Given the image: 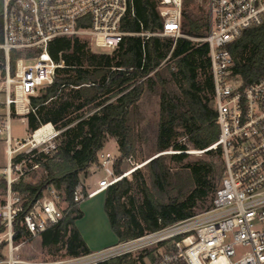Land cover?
I'll return each mask as SVG.
<instances>
[{"label":"trees","instance_id":"16d2710c","mask_svg":"<svg viewBox=\"0 0 264 264\" xmlns=\"http://www.w3.org/2000/svg\"><path fill=\"white\" fill-rule=\"evenodd\" d=\"M198 1L183 0L181 31L187 37L176 41L168 37L127 36L113 53L94 52L86 40L79 38H56L49 44L50 55L55 60L63 59L66 66L54 84L32 97L35 111L26 119L32 133L49 123L63 132L56 151L32 158L45 172L42 179L30 184L22 178L12 186L13 192L25 200L23 212L14 224L15 243L31 238L23 218L31 204L52 186L62 193L67 208L61 222L40 235L42 247L51 255L63 250V257L92 252L76 226L84 213L74 201V193L98 164V155L109 138L117 140L122 154L115 165L116 175L121 174V159L132 156L138 143L151 145L155 153L175 152L148 162L146 173L135 172L142 201L131 197L134 182L126 178L106 191L104 209L119 241L189 220L201 205L213 202L225 169L220 148L205 151L218 141L220 127L209 47L193 40L203 38L209 27ZM3 8L0 0V43ZM133 8L134 16L122 22L124 32L162 31L164 19L159 1L133 0ZM229 48L236 62L235 72L245 85L264 77V22L246 30ZM17 57V53L12 55L13 67ZM147 92L160 98L152 142L145 132L138 131L143 120L139 103ZM189 147L205 151L207 158L188 161ZM26 156L20 155L14 161L20 162ZM169 162L183 164L186 173L172 172ZM0 187L6 190L4 178Z\"/></svg>","mask_w":264,"mask_h":264},{"label":"built area","instance_id":"2783aa9c","mask_svg":"<svg viewBox=\"0 0 264 264\" xmlns=\"http://www.w3.org/2000/svg\"><path fill=\"white\" fill-rule=\"evenodd\" d=\"M157 1L164 19L162 31L136 34L121 27L127 17L134 16L133 0H3L0 134L6 136L8 165L2 173L7 187L0 202V264H264V77L245 85L235 72L229 48L246 30L264 22V0H208V31L203 38L193 39L209 47L220 127L218 141L205 151L220 148L225 169L212 208L87 255L40 261L18 258L14 224L25 200L12 186L40 167L32 158L56 151L63 132L49 123L39 128L44 130L39 139L36 130L13 146L12 118L27 120L35 111L32 97L54 84L66 66L63 59L50 55L49 44L56 38H79L94 52L113 53L127 36L175 41L187 37L181 31L183 0ZM23 154L27 156L22 161H14ZM121 157L99 153L96 166L103 171V179L90 191L80 184L74 193L76 204L95 198L124 178L126 173L115 174ZM126 160L133 163L130 157ZM61 202L65 203L62 193L51 186L31 204L22 221L31 238L61 222L67 208Z\"/></svg>","mask_w":264,"mask_h":264},{"label":"rangeland","instance_id":"374dc122","mask_svg":"<svg viewBox=\"0 0 264 264\" xmlns=\"http://www.w3.org/2000/svg\"><path fill=\"white\" fill-rule=\"evenodd\" d=\"M197 4L206 13L208 17V0H199ZM1 86V83H0ZM2 96H0V115L4 113V106L2 104ZM159 102L160 98L155 93L147 92L139 103V112L142 116V123L138 129L140 132H145L150 141L154 140L155 130L159 121ZM12 136H13V146L17 140H26L31 137L32 132L29 130L27 120H22L19 117L12 118ZM182 142L184 139L181 140ZM151 145H145L143 143L136 144V150L130 156L133 163H128L126 158H122L119 164L121 174H125L124 178L131 182H134V189L130 193L131 197L135 201H142L143 196L139 189H137V184L135 183L134 174L135 172L142 171L146 173L145 165L152 161L153 159L166 154H173L175 152L168 151L164 153H155L150 149ZM106 150L104 153H110L116 158L122 156L119 152L117 140L115 138H109L106 144ZM188 161H195L197 159H206L207 154L205 151L194 150L189 147ZM129 158V157H127ZM216 159V158H215ZM31 162H28L30 165ZM169 167L172 172L186 173L183 164H175L169 162ZM8 165L7 157V143L5 134H0V185L2 183V173ZM129 173V175H127ZM45 174L43 168L40 166L28 173L23 177L24 181L30 184H37ZM104 173L101 169L94 165L90 175L84 177L82 180L84 185L87 186L88 183L95 186L98 181L103 179ZM147 184L151 186L150 179L146 176ZM96 187V186H95ZM94 187V188H95ZM93 188V189H94ZM87 190V189H86ZM106 197V192L104 194L96 196L93 200L88 201L86 205L88 208L84 209L86 216L77 222V228L80 231L84 241L86 242L88 248L91 251H99L116 244L119 238L112 231L108 217L104 211V200ZM3 188L0 187V202L3 200ZM127 205L129 200L126 199ZM212 200H208L204 205H201L197 210V215L202 214L212 208ZM61 206L65 207V203L61 202ZM211 206V207H210ZM210 207V208H209ZM19 246L18 258L27 261H40L49 260L55 258H61L65 254V251H60L56 255L49 254L48 250L42 247L41 236L30 238L29 240L21 241L16 243Z\"/></svg>","mask_w":264,"mask_h":264},{"label":"crops","instance_id":"0c3cea01","mask_svg":"<svg viewBox=\"0 0 264 264\" xmlns=\"http://www.w3.org/2000/svg\"><path fill=\"white\" fill-rule=\"evenodd\" d=\"M103 151H107L106 150V147L102 150V152ZM94 169V166L90 169V171L92 172V170ZM82 182H83V180H82ZM81 184H83L84 185V183H81ZM89 191L90 190H92L95 186H97V184L95 185V186H93V185H91L90 183H88L87 184V186L86 185H84ZM105 193V192H104ZM104 193H102V194H104ZM101 195V194H100ZM94 198H92V199H88V200H85L84 202H82L81 204H80V208H81V210H82V212L84 213V217L86 216V213H85V211H84V209L86 208H88V205H86L87 203H88V201H90V200H93ZM104 204H105V200H104ZM85 207V208H84ZM104 211H105V209H104ZM106 213V212H105ZM107 215V214H106ZM83 217V218H84ZM108 217V216H107ZM109 220V219H108ZM78 222V221H77ZM77 222H76V226H77ZM110 224V223H109Z\"/></svg>","mask_w":264,"mask_h":264},{"label":"bare ground","instance_id":"6f19581e","mask_svg":"<svg viewBox=\"0 0 264 264\" xmlns=\"http://www.w3.org/2000/svg\"><path fill=\"white\" fill-rule=\"evenodd\" d=\"M36 132H37V133H36V137L39 139V137H40V136H41V134L44 132V130H42V129H39V130H37ZM127 175H129V173H128ZM100 194H102V192H101V193H99L98 195H100Z\"/></svg>","mask_w":264,"mask_h":264}]
</instances>
